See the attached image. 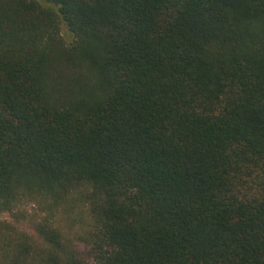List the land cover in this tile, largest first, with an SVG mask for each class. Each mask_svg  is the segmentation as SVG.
Returning <instances> with one entry per match:
<instances>
[{"label": "trees", "instance_id": "trees-1", "mask_svg": "<svg viewBox=\"0 0 264 264\" xmlns=\"http://www.w3.org/2000/svg\"><path fill=\"white\" fill-rule=\"evenodd\" d=\"M81 190L93 264H264V0H0V210Z\"/></svg>", "mask_w": 264, "mask_h": 264}, {"label": "rangeland", "instance_id": "rangeland-1", "mask_svg": "<svg viewBox=\"0 0 264 264\" xmlns=\"http://www.w3.org/2000/svg\"><path fill=\"white\" fill-rule=\"evenodd\" d=\"M62 32L70 41L64 27ZM53 73L54 85L64 89L74 80L79 82L85 71L64 65ZM94 231L91 198L85 191H72L56 200L27 196L0 210V264H73L74 260L93 264Z\"/></svg>", "mask_w": 264, "mask_h": 264}]
</instances>
